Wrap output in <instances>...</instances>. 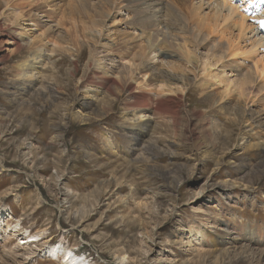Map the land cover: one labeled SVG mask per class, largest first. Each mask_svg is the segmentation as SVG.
I'll return each instance as SVG.
<instances>
[{
  "label": "rangeland",
  "instance_id": "374dc122",
  "mask_svg": "<svg viewBox=\"0 0 264 264\" xmlns=\"http://www.w3.org/2000/svg\"><path fill=\"white\" fill-rule=\"evenodd\" d=\"M72 3L0 0V264H66L69 252L86 264H264V89L221 102L224 83L203 90L186 71L189 86L170 87L182 97L177 116L161 113L162 88L129 72L132 29L141 33L134 0L121 6L110 42L96 43L68 36L81 27ZM11 31L16 45L5 43ZM190 35L200 62L222 50L212 34L196 48ZM91 57L90 69L111 71L108 83L89 87ZM246 58L223 61L235 85L252 64L264 66L260 50ZM247 73L255 83L246 88L258 90L264 79ZM125 74L147 93L139 106L149 117L126 110L131 90L116 80ZM146 118L154 131L140 151L127 137Z\"/></svg>",
  "mask_w": 264,
  "mask_h": 264
},
{
  "label": "bare ground",
  "instance_id": "6f19581e",
  "mask_svg": "<svg viewBox=\"0 0 264 264\" xmlns=\"http://www.w3.org/2000/svg\"><path fill=\"white\" fill-rule=\"evenodd\" d=\"M245 1L247 2V0H244V5L242 6L243 11H241L240 9L242 7L239 5L236 6L234 4L235 1L233 2L227 0H168L166 4L161 3L160 0L158 2L134 0V3L136 4L135 9H133L135 13L134 18L137 21L136 24L139 25L141 33L136 36V32L132 29L133 32L130 38L133 37V40L131 39V41L139 43V46L137 51L133 52L132 55L130 54L131 58L128 62L131 70L128 71L131 72L130 74L132 75H134V73L139 75L142 74V72L145 74L147 73L149 75L148 80L153 81L156 86L162 88L157 94V111L165 114L173 113L177 116L175 114V112L177 113L176 107L179 106L178 108H180V105L182 104H180L182 97L178 95V93L175 94L176 92H173L170 87L172 85L176 86V84H180L184 87L189 86L190 80L187 79V72L193 74L194 82L198 79L203 80L202 82H199V85L203 90H207L211 85L213 87V85H220L221 83H224L225 88L221 93V102L229 99L231 95H235L237 99L241 101H247L249 98L250 100L256 99L257 93H259L261 89H264V82H261V86L258 90H253L254 86H248V88H246L249 83H255L251 81V74L247 72H252L253 75L255 74L256 79L259 78L263 81L264 66H259L261 68L259 69L258 64H252L251 71L249 70L245 74L242 73L239 78V84L235 85L227 77V67L223 63V61L227 58L231 59L234 56L239 57L240 59H243L244 57L247 59L246 57H248L249 54H255L258 50H260L264 55V0H248L251 1L250 3H254L253 5H250V3H246ZM124 2L125 0H73L71 9L74 15L77 16V20L81 24V27L80 31H77L76 24L73 23L71 27L73 36L70 33L68 36L77 39L78 34H80L83 40H91L94 43H96L99 39H107L110 42V38L112 37L110 27L115 25L120 16L123 17L124 8L121 6ZM260 5H263V10H260ZM125 9V11H127V7ZM100 12L102 15H105L107 22H110L109 25L102 24L100 22ZM22 17L23 16L20 15V19ZM127 17L125 16V18ZM84 19L88 20L83 22ZM166 20L177 24L180 28L178 27V29L175 30L173 27L168 26L169 22L168 25L165 23ZM248 21L251 23L248 24ZM102 29L104 32H101ZM188 29L191 31L193 38L196 41L195 48L205 44L206 39L212 34L215 36V42H213L212 47L215 48L217 46H221L222 50L217 54L211 53L209 57L203 59V62H200L198 60L199 57L197 58L196 54L189 51L184 38L185 36L183 37V33H185L186 30L188 32ZM15 32L16 31H11L9 33L5 43L7 42L12 45H16L18 43ZM234 33H236V35H233ZM2 34L3 29L0 24V36ZM224 34L227 36L226 39L224 38L222 40L221 36L223 37ZM134 36H136V38H134ZM220 39L222 40L221 42H219ZM0 45H2L1 39ZM54 45H58V43L55 42ZM107 46L110 45L107 44ZM130 46H132V44ZM117 49H115L116 54H121L120 52L123 50L119 52ZM128 49L129 48L126 49V52H128ZM130 49L132 50L131 47ZM4 50L5 49L2 48V51ZM39 55L38 58L41 57ZM4 57L5 55L1 56V58ZM165 58L174 59V61L176 59V62L168 63ZM79 59L80 58H78V60ZM90 59L91 60L87 68V73L91 76L89 87L100 86V83H108V77L111 71L108 69H102V71H99V65L97 66V69H90L92 57ZM93 62H97L99 64L98 60ZM26 68L27 66H25L23 73L21 74L22 77L29 76L27 71H25ZM196 72L199 75H196ZM126 76L128 75H122L116 80L122 81L124 86H126V83L128 82V78H125ZM205 80H208L209 83ZM209 80L212 82L210 83ZM117 81H113L112 83L119 85ZM130 84L131 83L128 84L129 89L131 88ZM164 88H166L167 91H164ZM130 90L131 91L128 93L130 102L128 103L129 105H127L126 110L130 111L129 109H134L133 115H137L139 118H144L146 116L149 117L148 110L143 108L144 111H141L142 107L139 106L146 101L144 99L148 96L147 93L134 91L133 89ZM84 107L88 108V106ZM222 109H224V107ZM152 116L153 115H151V117ZM146 122L145 128H132L127 137L129 141H132L131 145L134 148L139 147L140 151V147H143L144 149L149 147L143 146L144 143H146L143 142L144 135L154 129H152V125L155 122H153L151 118H148ZM146 128L148 129L146 130ZM147 144L151 146L150 142ZM0 167H3L1 162ZM55 253L56 251L53 252V255ZM123 260L124 257L121 258V261ZM121 261H119V264H121ZM65 262L66 264L88 263L85 257L71 252L66 254Z\"/></svg>",
  "mask_w": 264,
  "mask_h": 264
}]
</instances>
